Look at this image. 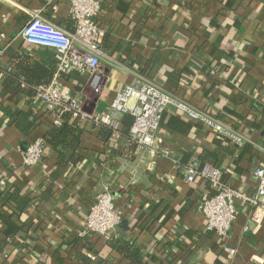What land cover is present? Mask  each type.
Instances as JSON below:
<instances>
[{
    "label": "crops",
    "instance_id": "1",
    "mask_svg": "<svg viewBox=\"0 0 264 264\" xmlns=\"http://www.w3.org/2000/svg\"><path fill=\"white\" fill-rule=\"evenodd\" d=\"M48 1L0 0V180L6 182L0 190L10 188L14 171L25 176L24 185L38 186L33 210L23 216L34 231L4 237L3 264H81L76 254L83 240L76 234L104 189L114 195L123 222L113 241L87 238L93 251L85 253L99 261L92 264H134L113 248L117 240L139 249L143 264H264V213L257 211L263 215L257 225L249 220V207L238 202L227 240L206 231L198 205L213 190L190 183L186 173L206 151L222 158L218 166L231 187L246 194L256 189L253 172L264 166V0H98L100 41L110 58L97 76L73 71L64 78L88 118L69 120L83 130L81 162L55 181L48 171L58 155L48 148L47 169L22 166L27 146L52 128L51 115L28 87L49 84L58 60L55 51L27 44L22 29L31 14L41 12L55 25L75 30L69 4L54 11ZM31 71L33 83L24 77ZM137 73L222 119L248 142L234 156L224 155L212 131L174 107L167 108L150 149L130 150L126 115L118 134L106 139L91 116ZM23 113L28 122L37 119L27 135L13 124V114ZM229 249L237 253L230 256Z\"/></svg>",
    "mask_w": 264,
    "mask_h": 264
},
{
    "label": "built area",
    "instance_id": "2",
    "mask_svg": "<svg viewBox=\"0 0 264 264\" xmlns=\"http://www.w3.org/2000/svg\"><path fill=\"white\" fill-rule=\"evenodd\" d=\"M48 2L54 11H57L60 3L69 4L75 30L70 32L44 18L41 12H34L24 25L21 36L27 44L51 49L57 55L53 78L49 84L38 88L36 97L51 115L52 126L60 127L66 114H71V118H88L83 111V103L74 97L73 92L64 83V78L73 71L82 75L97 76L102 63L110 57L100 41L102 30L97 18L102 5L98 0ZM99 91L100 86L96 87V92ZM168 107L176 108L207 127L218 140L231 143L237 148H243L248 142L244 134L227 125L222 119L194 107L141 73H137L133 83L125 86L104 110L93 114L91 119L117 135L122 126V118L130 115L133 119L129 130L130 140L136 144L138 150L150 149L156 143L155 134ZM45 156V140L38 138L27 146L22 155V166H40L47 169ZM186 173L190 183L197 179L205 180L213 190V194L202 199L198 205V210L205 219L206 231L214 232L227 240L238 216V202L249 207L250 221L261 224L263 215L257 211L264 213V166L257 167L253 172L256 189L251 194L241 193L231 187L224 181L222 169L211 163L194 160L188 164ZM5 184V180L1 179L0 186L4 187ZM122 222L123 213L116 207L114 195L104 189L95 196L94 202L89 206L85 224L77 231L76 238L84 240L98 235L109 242L113 241ZM248 229L249 226H246L245 230ZM236 253V249H229L230 256ZM91 258L95 260V256ZM0 264H3L1 255Z\"/></svg>",
    "mask_w": 264,
    "mask_h": 264
},
{
    "label": "trees",
    "instance_id": "3",
    "mask_svg": "<svg viewBox=\"0 0 264 264\" xmlns=\"http://www.w3.org/2000/svg\"><path fill=\"white\" fill-rule=\"evenodd\" d=\"M29 74L30 75L28 76L26 74L24 77L26 78V80L33 83V81H31L29 78H34L35 73L31 71ZM28 88L30 89L29 91H32L31 95L36 96L37 90L34 89L36 87ZM12 118L14 127L24 135L30 133L36 126L35 121L37 119H33L32 122H28L29 114H13ZM70 119L71 114L64 115L62 125L60 127L52 126V128L48 130L47 134L44 137L46 149L48 148L58 155L56 161L48 171V176L51 181H55L56 179H58L70 165L76 166L81 162L78 151L81 148L83 130L72 126L69 123ZM132 122L133 119L130 115H126L124 117V124L127 127H131ZM103 129V133L106 134V139L113 134V131L111 129H108L106 127H103ZM129 144L130 150H135V148L137 147L136 144L131 140ZM218 144H220L224 148V155L234 156L236 152L239 151V148L235 147L231 143L219 140ZM67 152H70V155H68ZM45 158H47V156H45ZM221 159L222 158L217 157L216 155L204 151L203 153L199 154V156L195 160L202 163H208L210 162V160H214L213 165L219 167L218 165L221 164ZM25 173L26 172H24V174ZM24 178L25 176H23L22 178V174L20 171H14L12 172V175L10 177L12 184L10 185V188H3L0 190V222L3 221L2 225L3 228H5L4 230L1 227L2 230H0V237H2L0 240V246L6 243L5 238H9L19 231H31L32 233L34 231V225L31 222L26 223V221L23 220V216L33 210L31 201L33 199V195L36 193L38 186L34 185L33 187V185H29L30 183H26L24 185L21 182L24 180ZM196 181L198 183L200 182L209 185V182L205 180L197 179ZM25 188H28L27 192L25 191ZM3 210L5 213L2 212ZM14 217L15 219L12 220ZM112 246L118 252L124 255L125 258L128 259L131 263L143 264L144 256L142 255L140 250L135 248L131 243L124 240H117L115 243H113ZM78 251L79 253L76 254V258L81 262V264L99 263L97 256L95 257V260L92 261L91 257H89V255L85 253L91 251V246L87 239L79 242Z\"/></svg>",
    "mask_w": 264,
    "mask_h": 264
},
{
    "label": "water",
    "instance_id": "4",
    "mask_svg": "<svg viewBox=\"0 0 264 264\" xmlns=\"http://www.w3.org/2000/svg\"><path fill=\"white\" fill-rule=\"evenodd\" d=\"M124 224H126V222H124Z\"/></svg>",
    "mask_w": 264,
    "mask_h": 264
}]
</instances>
